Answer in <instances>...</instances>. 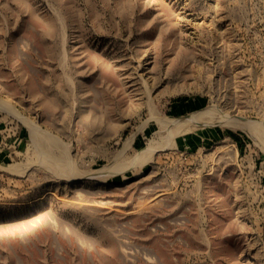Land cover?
<instances>
[{
  "label": "rangeland",
  "instance_id": "374dc122",
  "mask_svg": "<svg viewBox=\"0 0 264 264\" xmlns=\"http://www.w3.org/2000/svg\"><path fill=\"white\" fill-rule=\"evenodd\" d=\"M0 107V264H264V0H0Z\"/></svg>",
  "mask_w": 264,
  "mask_h": 264
},
{
  "label": "bare ground",
  "instance_id": "6f19581e",
  "mask_svg": "<svg viewBox=\"0 0 264 264\" xmlns=\"http://www.w3.org/2000/svg\"><path fill=\"white\" fill-rule=\"evenodd\" d=\"M1 104H2V103H1ZM150 104H151V103H150ZM1 107H2V106H1ZM1 107H0V109H2ZM5 108H6V107H5ZM7 108H8V106H7ZM8 109H9V108H8ZM4 110H5V109H4ZM6 112H7V111H6ZM8 112H9V111H8ZM152 113H153V111H152ZM205 114H206V111H202V112H199V113H198V112H197V113H194V114L189 115L188 117H186V119H185L184 121H182V123H185V124H186V122H192V123H194V124H196V123H200V122H201V119L203 118V116H205ZM13 115H15V114L13 113ZM227 116H228V115H227ZM19 117H20V116H19ZM229 118H231V117L229 116L228 119H229ZM220 119H221V118H220ZM220 119H219V120H220ZM228 119H225V120H227V122H228ZM229 120H230V119H229ZM25 121H26L25 124L27 123V125H28V121H27L26 119H25ZM167 121H168V123H170L169 120H167ZM203 121H204V120H203ZM254 121H255V120H254ZM171 122H172V121H171ZM180 122H181V121H180ZM30 123H31V121H30ZM30 123H29V125H30ZM180 124H181V123H180ZM201 124H203V123H201ZM227 124H229V125H231V126H234V127H237V128H240V129H242V130L248 132L249 134H250L251 131H253V132L255 133V135H256L255 129H256L257 131H258V130L260 131L259 128H255L256 125H255V123H253V122L251 121V119L249 120V119H246V118H240V119H239V118H237V119L234 118L233 120L229 121ZM256 124H259V123H256ZM166 125H168V124L166 123ZM166 125H165V126H166ZM30 126H31V125H30ZM259 126H260V125H259ZM26 127H27V126H26ZM33 127H35V124H34V126L32 125V130L34 129ZM170 127H173V126H170ZM176 127H178V125H177ZM256 127H258V126H256ZM35 128H38V129L35 130V131L37 132V130H39V127L36 126ZM168 129H169V128H168ZM166 130H167V128H166ZM180 131H181V130L176 129V131L174 132V131H172L171 129H169V131L167 130L166 132H168V134H169L168 137L171 136V138L173 139V137H174V136H173L174 133L176 134V133H179ZM261 131H262V129H261ZM32 132H34V131H32ZM39 132H40V131H39ZM39 132H37V134H39ZM253 132H252V133H253ZM34 133H35V132H34ZM252 133H251V134H252ZM254 133H253V134H254ZM261 133H262V135H264V134H263V131H262ZM259 134H260V132H259ZM259 134H258V135H259ZM35 135H36V134H35ZM40 135L43 136L44 134L42 133V134H40ZM255 135H253V136H255ZM260 135H261V134H260ZM262 135H261V136H262ZM32 136H33V135H32ZM37 136H38V135H37ZM47 136H48V135H47ZM47 136L45 135L44 137L46 138ZM172 136H173V137H172ZM44 137H42V138H44ZM168 137H167V138H168ZM34 138H35V137H34ZM38 138H39V136H38ZM38 138H36V140H37ZM45 138H44V140H46V139H48V140H52V139L49 138V137L46 138V139H45ZM167 138H166L165 141L168 140ZM164 139H165V138H164ZM258 139H259V137H258ZM44 140H42V141H44ZM48 140H47V141H48ZM39 141H40V140H39ZM39 141H38V142H39ZM47 141H46V142H47ZM165 141H164V142H165ZM168 141H169V140H168ZM259 141H260V140H258V142H259ZM260 142H261V141H260ZM36 143H37V142H36ZM128 143H129V142H128ZM165 143H166V142H165ZM34 144H35V143H34ZM168 144L170 145V143H168ZM262 144H263V143H262ZM36 145H37V144H36ZM129 145H130V144H128V146H129ZM155 146L157 147L158 145H155ZM166 146H167V145H166ZM153 147H154V146H153ZM153 147H151V146H147V148L145 149L146 151L144 150V152H147L148 154H149V153H152L153 150H154ZM127 148H128V147H127ZM154 148H155V147H154ZM124 149H126V148H124ZM155 150H157V149L155 148ZM148 154H147V157H148ZM150 155H151V154H150ZM139 156H140V155H139ZM139 156L137 157V160H140V159H141V161H142L143 158H144L143 156H146V153H143V156H141V158H140ZM147 157H145V158H147ZM135 158H136V157H135ZM139 158H140V159H139ZM151 158H152V157H151ZM151 158H150V159H151ZM150 159H149V160H150ZM137 160H136V161H137ZM144 160L146 161V159H144ZM144 160H143V161H144ZM67 162H68V161H67ZM146 162H147V161H146ZM131 163H132V162H131ZM133 163H135V165H136V162H133ZM137 163H138L139 165L141 164L140 161H139V162L137 161ZM69 164H71V163L69 162ZM19 165H20V164H19ZM66 165H67V164H66ZM128 165H129V164H126L127 167H128ZM133 165H134V164H133ZM135 165H134V166H135ZM124 166H125V165H124ZM129 166H130V165H129ZM19 167H20V166H19ZM25 167H26V166H25ZM68 167H70V166H68ZM118 167H119V166L117 165L116 168H118ZM121 167H122V166H121ZM121 167H120V168H121ZM127 167H125V168H127ZM6 168H7V167H6ZM11 168H12V167H10V169H11ZM15 168H16V167H15ZM17 168H18V167H17ZM106 168H107V167H106ZM113 168H115V166L111 168L112 171H113ZM125 168H124V170H125ZM8 169H9V168H8ZM8 169H7V171H8ZM22 169H23V168H22ZM107 169H109V167H108ZM107 169H106V171H107ZM118 169H119V168H118ZM118 169H117V171H120V170H118ZM14 170H15V169H14ZM71 170H72V168H71ZM121 170H122V169H121ZM12 171H13V168H12ZM12 171H10V172L12 173ZM103 171H104V170H103ZM106 171H105V172H106ZM109 171H110V169H109ZM114 171L117 172L116 169H115ZM122 171H123V170H122ZM10 172H9V173H10ZM13 172H14V171H13ZM101 172H102V171H101ZM101 172H100V173H101ZM102 174H103V173H102ZM102 174H100V175H102ZM71 176H72V175H71ZM252 258H254V256H252Z\"/></svg>",
  "mask_w": 264,
  "mask_h": 264
}]
</instances>
